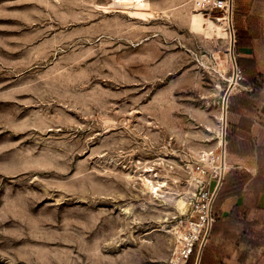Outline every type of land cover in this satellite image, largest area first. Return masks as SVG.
Returning a JSON list of instances; mask_svg holds the SVG:
<instances>
[{
    "label": "rangeland",
    "instance_id": "374dc122",
    "mask_svg": "<svg viewBox=\"0 0 264 264\" xmlns=\"http://www.w3.org/2000/svg\"><path fill=\"white\" fill-rule=\"evenodd\" d=\"M225 17L199 0H0V264H185L221 170Z\"/></svg>",
    "mask_w": 264,
    "mask_h": 264
},
{
    "label": "crops",
    "instance_id": "0c3cea01",
    "mask_svg": "<svg viewBox=\"0 0 264 264\" xmlns=\"http://www.w3.org/2000/svg\"><path fill=\"white\" fill-rule=\"evenodd\" d=\"M232 14L234 32L241 38L240 56L253 59L256 72L264 75V0H236ZM242 90L248 87L233 95ZM228 117L231 166L216 212L221 225L210 234L202 264H264V92L253 111L232 107ZM230 213L234 221L255 226L248 231L237 222L227 223Z\"/></svg>",
    "mask_w": 264,
    "mask_h": 264
},
{
    "label": "trees",
    "instance_id": "16d2710c",
    "mask_svg": "<svg viewBox=\"0 0 264 264\" xmlns=\"http://www.w3.org/2000/svg\"><path fill=\"white\" fill-rule=\"evenodd\" d=\"M241 49H242L241 38L237 34V32H235L234 52H235L236 65L243 77V79L240 81V84L248 87V90H245V91L242 90L239 94L230 95L228 97L227 114L230 112V109L232 107H240L248 111H253L257 107V105L260 103L262 99V92H264V75H261L256 72L253 59L243 58L240 56ZM227 122H228V126L226 128L225 151H226V154L228 155V153L230 152L231 138L233 135L232 133L233 131H232V127L228 120ZM229 173L230 171H227L224 174L223 180L221 182V185L217 191L216 197L212 204L211 212H212V217L214 218V220L211 223L209 234H212L217 229V227L221 225L220 220H218L216 217V212L218 210L220 203L222 202L224 198L225 194L223 192L224 191L223 189L225 188L226 180H227ZM229 218L230 219H228V221L226 220L227 223L237 222V224L242 226L243 229H247L248 231H251V229L255 226V222L247 223V222H242V221H234L233 220L234 217L231 215V213L229 215ZM196 248H197V245L196 243H194L191 249V253L188 255L185 264L193 263ZM204 250L205 249L203 248L199 264L203 263Z\"/></svg>",
    "mask_w": 264,
    "mask_h": 264
},
{
    "label": "water",
    "instance_id": "95a60500",
    "mask_svg": "<svg viewBox=\"0 0 264 264\" xmlns=\"http://www.w3.org/2000/svg\"><path fill=\"white\" fill-rule=\"evenodd\" d=\"M227 28L229 31V48H228V55H229V59L232 65V76H231V81L229 82L224 96H223V100L221 103V131H220V164H221V170H220V175L218 177L217 183L213 189L210 201H209V207H208V222H207V226L205 229V233L203 235V238L200 242L199 247L197 248V252H196V256H195V260H194V264H199L200 261V257L202 254V248L204 246L206 237L208 235V232L210 230L211 227V223H210V204L213 200V198L216 196L217 191L221 185V182L223 180L224 177V155H225V144H226V113H227V100L228 97L230 96V92L232 91V87L233 84L235 82V75H236V59H235V52H234V27H233V23H232V0H228V10H227Z\"/></svg>",
    "mask_w": 264,
    "mask_h": 264
},
{
    "label": "built area",
    "instance_id": "2783aa9c",
    "mask_svg": "<svg viewBox=\"0 0 264 264\" xmlns=\"http://www.w3.org/2000/svg\"><path fill=\"white\" fill-rule=\"evenodd\" d=\"M203 5H205L206 7H208L209 9H219V10H223L224 12H226V15H227V10H228V0H199ZM233 1L232 0V10H233ZM233 13V11H232ZM234 43H235V32H234ZM243 79L238 67L236 68V75H235V82L234 83H237ZM234 86V84H233ZM242 87H246V86H243ZM225 173V171H224ZM211 195L212 193H209L208 194V191H205L203 193H200V200H205V203L202 204V209L204 211V215L203 216H200V223L197 225L196 223H193L194 226H196L197 228H201V226L204 225V222L207 223V213H208V207H209V201H210V198H211ZM215 198V197H214ZM213 198V200H214ZM213 200L210 204V223H212V221L214 220V218L212 217V212H211V209H212V204H213ZM197 238V237H196ZM198 242L197 239H195V241H193V243H191L189 246H188V249L187 251L184 252V257L187 259L188 255L191 253V249H192V246L194 243Z\"/></svg>",
    "mask_w": 264,
    "mask_h": 264
},
{
    "label": "bare ground",
    "instance_id": "6f19581e",
    "mask_svg": "<svg viewBox=\"0 0 264 264\" xmlns=\"http://www.w3.org/2000/svg\"><path fill=\"white\" fill-rule=\"evenodd\" d=\"M125 6H127V5H125ZM128 8H131V9H139V8H141L140 6H135V5H129L128 6ZM137 9V10H138ZM134 10L132 11V10H130V11H132V12H134ZM130 11H128V12H130ZM136 11V10H135ZM139 11V10H138ZM137 11V12H138ZM144 12H147V11H144ZM142 13V12H141ZM226 21H227V15H226ZM227 30H228V28H227ZM228 33H229V31H228ZM229 35V34H228ZM225 54V53H224ZM217 55V54H216ZM227 55H228V53H226V57H227ZM228 57H229V55H228ZM225 57H223V59H224ZM235 84V83H234ZM234 87V86H233ZM233 87H232V89H233ZM221 118V113H220V115H219V119ZM218 140H220V132H219V135H218ZM206 155H208V154H206ZM205 157V156H204ZM219 165V164H218ZM225 164H224V166H223V169L225 170ZM146 180V184H147V187H148V189H149V191L150 192H152V193H155V194H157V193H159V191H162V186L165 184V182L164 181H151L150 179H145ZM180 200V199H179ZM182 201V200H181ZM180 201V202H181Z\"/></svg>",
    "mask_w": 264,
    "mask_h": 264
}]
</instances>
